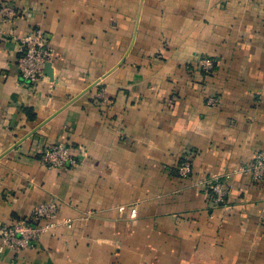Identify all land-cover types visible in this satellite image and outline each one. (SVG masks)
Here are the masks:
<instances>
[{
    "label": "crops",
    "instance_id": "0c3cea01",
    "mask_svg": "<svg viewBox=\"0 0 264 264\" xmlns=\"http://www.w3.org/2000/svg\"><path fill=\"white\" fill-rule=\"evenodd\" d=\"M3 3L0 224L57 210L0 264H264V181L242 170L264 150V0ZM34 29L54 52L36 88L17 66ZM59 142L78 161L43 166ZM227 173L216 205L205 182Z\"/></svg>",
    "mask_w": 264,
    "mask_h": 264
},
{
    "label": "built area",
    "instance_id": "2783aa9c",
    "mask_svg": "<svg viewBox=\"0 0 264 264\" xmlns=\"http://www.w3.org/2000/svg\"><path fill=\"white\" fill-rule=\"evenodd\" d=\"M17 16V10L6 3L1 5L0 18L10 21ZM54 57L52 48L47 43L44 32L34 29L18 38L17 66L20 78L36 88L45 76V65L51 63ZM200 68L208 73L211 71L214 60L207 56H199L197 60ZM218 101L216 97L207 98V104L214 105ZM41 164L47 168H63L75 164L77 156L71 153V146L64 143H54L43 147L38 152ZM254 181H264V150L255 153L253 159L242 167ZM192 172V166L188 159L179 162L176 173L186 177ZM230 175L207 180L205 189L212 195V201L216 205H224L229 190L228 179ZM56 203H42L36 207L29 217L18 219L14 223L0 224V252L11 249L19 252L23 249L35 246L43 233L47 231L50 223H44L55 217Z\"/></svg>",
    "mask_w": 264,
    "mask_h": 264
},
{
    "label": "water",
    "instance_id": "95a60500",
    "mask_svg": "<svg viewBox=\"0 0 264 264\" xmlns=\"http://www.w3.org/2000/svg\"><path fill=\"white\" fill-rule=\"evenodd\" d=\"M49 66H50V63H47V64L45 65V74L48 72V70H49Z\"/></svg>",
    "mask_w": 264,
    "mask_h": 264
}]
</instances>
